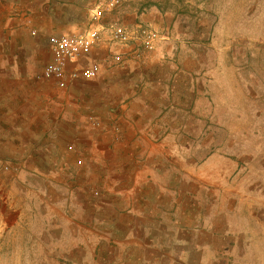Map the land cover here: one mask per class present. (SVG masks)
<instances>
[{
  "label": "crops",
  "instance_id": "crops-1",
  "mask_svg": "<svg viewBox=\"0 0 264 264\" xmlns=\"http://www.w3.org/2000/svg\"><path fill=\"white\" fill-rule=\"evenodd\" d=\"M105 1L0 0V161L11 173L0 179V259L244 264L258 220H229L215 180L225 185L238 165L196 146L185 119L202 90L199 59L180 56L182 42L170 56L166 36L143 49L137 35L174 31L175 16ZM91 28L102 41L68 70L98 63L94 76L60 88L29 69L53 35ZM110 29L128 32V44L111 42Z\"/></svg>",
  "mask_w": 264,
  "mask_h": 264
},
{
  "label": "rangeland",
  "instance_id": "rangeland-1",
  "mask_svg": "<svg viewBox=\"0 0 264 264\" xmlns=\"http://www.w3.org/2000/svg\"><path fill=\"white\" fill-rule=\"evenodd\" d=\"M141 1L177 19L174 31L151 25L144 28L156 29L159 38L166 36L164 41L173 47L170 56H179L174 45L182 42L180 50L186 52L180 56L197 58L202 64L197 79L202 90L190 99L195 109L185 113L195 127L190 136L195 137L196 146L208 144L237 163L226 186L215 178L217 195L226 198L229 220H258L255 245L244 264H264V0ZM178 29L188 33L178 37ZM49 50L46 43L37 50L40 63L29 67L36 75L48 62ZM204 123L208 127H202ZM9 169L0 161V179L11 177ZM18 263L24 262L0 259V264ZM42 263L48 264V260Z\"/></svg>",
  "mask_w": 264,
  "mask_h": 264
},
{
  "label": "built area",
  "instance_id": "built-area-1",
  "mask_svg": "<svg viewBox=\"0 0 264 264\" xmlns=\"http://www.w3.org/2000/svg\"><path fill=\"white\" fill-rule=\"evenodd\" d=\"M120 0H106L102 7L106 10L115 8ZM102 33L98 28H91L83 33H62L53 35L49 41L52 58L42 68L39 78L54 82L58 87L65 88L72 80L78 78L81 73L94 76L99 71V64L92 63L82 67L68 70L70 63L78 62L79 58L102 41ZM143 49L146 51L154 48L159 32L156 29H143L137 35ZM108 39L116 41L119 45L128 44L130 34L119 29H110ZM120 54L117 53V56Z\"/></svg>",
  "mask_w": 264,
  "mask_h": 264
}]
</instances>
